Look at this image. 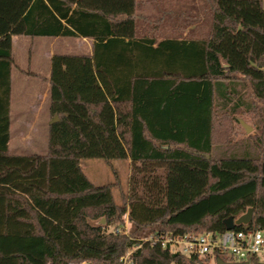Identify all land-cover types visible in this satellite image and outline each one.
I'll list each match as a JSON object with an SVG mask.
<instances>
[{
  "label": "trees",
  "instance_id": "16d2710c",
  "mask_svg": "<svg viewBox=\"0 0 264 264\" xmlns=\"http://www.w3.org/2000/svg\"><path fill=\"white\" fill-rule=\"evenodd\" d=\"M161 1L201 15L142 12ZM13 35L91 39L90 53L49 58L44 153L8 149ZM247 116L242 150L213 154ZM84 158L128 159L122 203ZM248 207L263 227L264 0H0V264H118L149 232L221 231ZM133 257L199 262L148 242Z\"/></svg>",
  "mask_w": 264,
  "mask_h": 264
},
{
  "label": "rangeland",
  "instance_id": "374dc122",
  "mask_svg": "<svg viewBox=\"0 0 264 264\" xmlns=\"http://www.w3.org/2000/svg\"><path fill=\"white\" fill-rule=\"evenodd\" d=\"M196 4L190 1H161L158 5L155 3L143 4L142 12L155 15L157 14V7L163 6V8H168L169 10L183 11V14H185L184 11H197L201 15V11L196 9L198 8ZM193 5L194 7H192ZM179 22L182 21L180 19L176 22L172 21L176 25H179ZM182 27L184 33L187 28L194 27L195 34L202 32L205 28L203 25L196 26L193 23H190L187 27L184 21L182 22ZM162 33L165 35L176 34L167 30H163ZM87 45L84 40H77L76 37L13 36L11 52L14 63L11 68L8 140L10 153L31 154L44 153L46 151L47 125L51 118L48 111L47 98L44 99V96L41 98V95L45 88V81L42 77L48 73V54L52 52L84 53L89 49L86 48ZM33 72L37 74H33ZM240 119L250 126V131L246 132L241 123L233 122L230 132L231 144L217 146L213 150V154H219L226 148L228 151L236 150L240 152L243 147L241 141L246 140L247 134L256 133L248 116ZM80 165L91 182L95 184L108 183L114 201L116 203L123 202L130 172L128 159L84 158L80 161ZM125 225L127 228V223Z\"/></svg>",
  "mask_w": 264,
  "mask_h": 264
},
{
  "label": "built area",
  "instance_id": "2783aa9c",
  "mask_svg": "<svg viewBox=\"0 0 264 264\" xmlns=\"http://www.w3.org/2000/svg\"><path fill=\"white\" fill-rule=\"evenodd\" d=\"M127 222H125L126 224ZM123 231L126 232V225ZM119 231L120 228H111ZM158 244L171 253H178L196 258V264H215L216 258L225 262H242L250 264L252 258L264 259V226L247 227L233 226L221 231L204 230L199 232L186 231L174 234L168 231L155 230L129 246L118 257V264H135L133 253L142 243ZM86 261H72L68 264H86Z\"/></svg>",
  "mask_w": 264,
  "mask_h": 264
},
{
  "label": "water",
  "instance_id": "95a60500",
  "mask_svg": "<svg viewBox=\"0 0 264 264\" xmlns=\"http://www.w3.org/2000/svg\"><path fill=\"white\" fill-rule=\"evenodd\" d=\"M57 119V116L54 115L50 120L49 123L55 121ZM240 123L244 127L246 132L250 131V126H248L246 123H244L242 120H240ZM252 219V208L248 207L246 211L242 214H240L238 217L233 218L231 216L225 218L223 220L225 228H232L233 226L236 225H242L243 227H247V225L251 222ZM88 264V263H86ZM196 264V263H192ZM215 264H248L246 261L242 262H225L220 258H216Z\"/></svg>",
  "mask_w": 264,
  "mask_h": 264
},
{
  "label": "crops",
  "instance_id": "0c3cea01",
  "mask_svg": "<svg viewBox=\"0 0 264 264\" xmlns=\"http://www.w3.org/2000/svg\"><path fill=\"white\" fill-rule=\"evenodd\" d=\"M14 36V35H13ZM13 36H12V39H13ZM77 38V40L79 39H81V40H84L88 45H87V47L86 48H89L86 52H84V53H90V50H91V39L90 38H88V37H76ZM53 39H55V38H53ZM53 53H55V52H52V53H50V54H48L49 55V58H50V56L53 54ZM48 73H49V67H48ZM48 73H47V75L46 76H43L42 78H43V80L45 81V88H44V92H43V94L41 95V98L44 96V99H46L47 98V91H48ZM33 74H37L36 72H33ZM11 93V92H10ZM47 102H48V99H47ZM9 115H10V110H9Z\"/></svg>",
  "mask_w": 264,
  "mask_h": 264
}]
</instances>
